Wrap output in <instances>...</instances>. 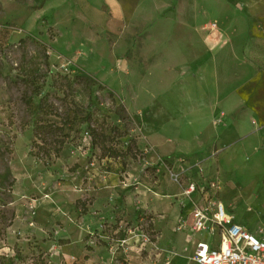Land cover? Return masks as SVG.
I'll list each match as a JSON object with an SVG mask.
<instances>
[{
	"label": "rangeland",
	"instance_id": "374dc122",
	"mask_svg": "<svg viewBox=\"0 0 264 264\" xmlns=\"http://www.w3.org/2000/svg\"><path fill=\"white\" fill-rule=\"evenodd\" d=\"M44 2L0 0V264H195L200 241L188 243L186 229L202 201L183 189L214 180V167L205 156H158L137 113L144 108L160 128L170 103H150L145 86L124 102L78 64L87 54L77 55L71 32L59 36L40 13ZM201 21L210 64L218 7ZM40 120L70 133L47 164L31 152ZM245 163L218 162V202L255 233L264 227V175L241 174Z\"/></svg>",
	"mask_w": 264,
	"mask_h": 264
},
{
	"label": "crops",
	"instance_id": "0c3cea01",
	"mask_svg": "<svg viewBox=\"0 0 264 264\" xmlns=\"http://www.w3.org/2000/svg\"><path fill=\"white\" fill-rule=\"evenodd\" d=\"M208 7H218L220 38L205 64L201 16ZM40 11L59 36L76 37L77 55L87 54L77 63L124 102L140 99L145 86L152 87L150 103H170L160 128L144 108L137 113L158 156H205L217 181L219 161L225 169L246 161L241 174L264 175V0H45ZM193 197L207 204L199 192ZM209 197L218 202V188ZM186 231L193 245L220 240L218 233Z\"/></svg>",
	"mask_w": 264,
	"mask_h": 264
},
{
	"label": "built area",
	"instance_id": "2783aa9c",
	"mask_svg": "<svg viewBox=\"0 0 264 264\" xmlns=\"http://www.w3.org/2000/svg\"><path fill=\"white\" fill-rule=\"evenodd\" d=\"M213 24L211 30H216ZM151 148V147H150ZM150 148H145L148 153ZM183 160V159H182ZM218 188V181L211 180L205 185L190 183L183 189V195L193 201V194L207 198V204L194 203L193 224L189 227L193 233H218L220 240L213 246L208 242L198 243L193 257L197 264H264V227L254 233L244 225L235 222L222 202L212 201L211 191ZM186 229L188 224L180 228Z\"/></svg>",
	"mask_w": 264,
	"mask_h": 264
},
{
	"label": "trees",
	"instance_id": "16d2710c",
	"mask_svg": "<svg viewBox=\"0 0 264 264\" xmlns=\"http://www.w3.org/2000/svg\"><path fill=\"white\" fill-rule=\"evenodd\" d=\"M87 115L85 120H88ZM66 124L58 126L54 123H45L40 120L35 127V140L32 143V155L44 160L47 164V160L51 159L53 155L58 157L62 151L67 139L70 137V133H64ZM37 139L41 140V143H37Z\"/></svg>",
	"mask_w": 264,
	"mask_h": 264
}]
</instances>
